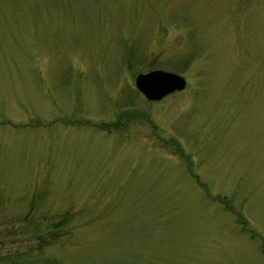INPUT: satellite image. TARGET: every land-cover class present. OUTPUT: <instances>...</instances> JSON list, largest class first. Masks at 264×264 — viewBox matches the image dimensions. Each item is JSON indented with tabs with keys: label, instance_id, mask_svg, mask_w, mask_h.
Instances as JSON below:
<instances>
[{
	"label": "rangeland",
	"instance_id": "rangeland-1",
	"mask_svg": "<svg viewBox=\"0 0 264 264\" xmlns=\"http://www.w3.org/2000/svg\"><path fill=\"white\" fill-rule=\"evenodd\" d=\"M159 69L187 88L152 103L135 80ZM18 254L264 264V0H0V255Z\"/></svg>",
	"mask_w": 264,
	"mask_h": 264
},
{
	"label": "water",
	"instance_id": "water-1",
	"mask_svg": "<svg viewBox=\"0 0 264 264\" xmlns=\"http://www.w3.org/2000/svg\"><path fill=\"white\" fill-rule=\"evenodd\" d=\"M186 86L184 77L163 70L140 74L136 78V87L149 101H161L170 94L185 90Z\"/></svg>",
	"mask_w": 264,
	"mask_h": 264
},
{
	"label": "trees",
	"instance_id": "trees-1",
	"mask_svg": "<svg viewBox=\"0 0 264 264\" xmlns=\"http://www.w3.org/2000/svg\"><path fill=\"white\" fill-rule=\"evenodd\" d=\"M65 223L61 222V223L55 224V228L57 231L56 230L55 232L53 231L54 233H52V238L56 236L58 238L60 236V231H62ZM52 240L53 239H51L50 241ZM0 264H31V261H30V258H28L27 254H18L15 256L0 255Z\"/></svg>",
	"mask_w": 264,
	"mask_h": 264
},
{
	"label": "flooded vegetation",
	"instance_id": "flooded-vegetation-1",
	"mask_svg": "<svg viewBox=\"0 0 264 264\" xmlns=\"http://www.w3.org/2000/svg\"><path fill=\"white\" fill-rule=\"evenodd\" d=\"M174 95V94H173Z\"/></svg>",
	"mask_w": 264,
	"mask_h": 264
}]
</instances>
